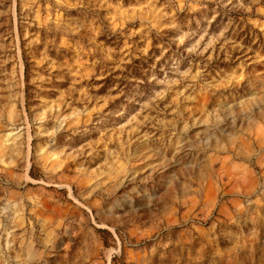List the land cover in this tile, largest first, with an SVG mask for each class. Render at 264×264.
<instances>
[{"label":"rangeland","instance_id":"374dc122","mask_svg":"<svg viewBox=\"0 0 264 264\" xmlns=\"http://www.w3.org/2000/svg\"><path fill=\"white\" fill-rule=\"evenodd\" d=\"M0 264H264V0H0Z\"/></svg>","mask_w":264,"mask_h":264}]
</instances>
